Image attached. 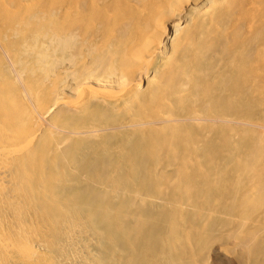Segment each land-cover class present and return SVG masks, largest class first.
<instances>
[{
    "label": "bare ground",
    "instance_id": "bare-ground-1",
    "mask_svg": "<svg viewBox=\"0 0 264 264\" xmlns=\"http://www.w3.org/2000/svg\"><path fill=\"white\" fill-rule=\"evenodd\" d=\"M262 6L0 0V46L11 60L0 51V264H215L205 242L209 228L178 219L176 205L165 208L171 214L164 231L144 227V207L162 203L140 181L151 179L159 163L139 175L141 151L161 144L152 134L204 114H141L214 97L234 107L230 116L245 114L264 95V26L251 17ZM168 29L175 33L170 40ZM223 58V83H206ZM254 141L249 146L258 148L237 160L240 169L223 171L250 179V210L264 204V136ZM181 159L173 163L183 177L191 160ZM220 249L240 264H264L262 243Z\"/></svg>",
    "mask_w": 264,
    "mask_h": 264
},
{
    "label": "rangeland",
    "instance_id": "rangeland-1",
    "mask_svg": "<svg viewBox=\"0 0 264 264\" xmlns=\"http://www.w3.org/2000/svg\"><path fill=\"white\" fill-rule=\"evenodd\" d=\"M261 1L263 2V6L258 8L260 10L257 9L258 13L255 12L257 11L255 10L254 15H251V17L254 16L256 24L259 22L258 25L264 26V0ZM246 2H249V0H246ZM250 5L252 6L251 2L246 6L249 10L251 9ZM176 19H180V16ZM261 22L262 24H260ZM168 32L169 35L166 39L170 40L175 33L173 34L174 31L172 29H168ZM5 38L6 40L14 39L12 36H5ZM0 51L6 58L8 57L1 46ZM247 51L254 56L256 55L255 52L253 53L252 47H248ZM205 53L208 54V50ZM22 56H27V61H32L35 53L32 51L28 53L24 51ZM8 58L6 61L10 63L11 60ZM227 62L228 60L223 58L214 71V74L217 75L216 78L211 77L210 75L206 77L205 82L212 83L215 81L218 84H222L228 72V66H226ZM255 63H258V61H255ZM203 84L204 83H202V85ZM210 93L211 92L207 94L208 98L214 97L211 96ZM211 94L213 95V93ZM207 96H205V98H207ZM257 96L253 99L250 109L242 116H230L231 112H233L231 110L234 107L229 108L225 103L219 101L215 103L216 97L213 99L211 98L209 102H207V100L198 103L185 104H180V102L176 106L166 104L159 108V110L157 109L156 112L147 111V109H145L141 114V116L148 114L149 117L155 120L168 118L166 116L168 114L173 115L172 117L174 118H181L182 116L188 118L193 112H202V114H204L196 116V121L195 119H191V121L189 119L190 117L188 119L182 117L184 120H181L172 126L160 128L156 133L152 134V137L157 135L155 137L161 140V144L159 148L155 149V147V150L151 148L153 151L150 150V148L144 150V154L142 153L143 151H141L139 154V161L142 162L140 163L142 165L140 167L141 171H139V175L146 176L145 171H148V169L151 166L153 167L155 163H159V168L155 170L156 173L151 178L152 181L148 176L142 179L143 181H140V183L142 182L143 184L147 181L145 189L148 190H146L147 192L144 191L148 195L151 193V195L156 197L157 200L162 203L158 207H144V210L142 211L148 216V218L144 220V227L154 228L158 226L157 229H162L164 231V226L168 228V222L165 223V220H169V218L165 216V213L171 214L169 213L171 211L169 209H167V211L165 208L170 207L171 205H176L174 206L176 209L173 211L177 214L176 216L178 219L185 218V220H189L190 223L195 221L192 225L194 223L197 224V221H200V228H209V236L205 237V242L213 245L214 251L212 250L211 254L215 261L217 260L215 264H231L230 262H232V264H240L236 259L235 254L228 252L229 255L226 253L227 251H221L222 249H220V247L224 245H229V247L233 248L245 245L250 241H253V243L256 244L262 243V245H264V204L250 210L249 204L246 203L250 194L252 195V192L248 190L250 187H246L250 179L243 177L240 180V178H237V181L240 180L238 184L235 177L236 175L231 176L230 173L224 174L223 172L228 169H234L235 171L240 169L241 167H239L240 164L238 163L240 162V159L251 154L254 155L255 150L258 148L254 145L253 147L249 146L250 143L254 144V142H257L254 140H257V138L262 139V136H264V95L261 96L258 94ZM174 114L178 115L176 116ZM202 118H206V120L204 119L203 121ZM229 121L232 122L230 123ZM164 139L167 142V145H165V143L162 144ZM135 140H139V138L137 137ZM131 148H133V146H131ZM134 157L135 156L133 155V159ZM181 158H189L188 161L191 160L187 165V174L183 175L184 178L182 175L179 176V173L177 172L179 170L177 163L179 164L181 162ZM250 160L251 157L247 158V161L245 162H249ZM168 161H171V163ZM175 161L177 163L174 164L173 162ZM133 164L134 163H132V165ZM215 169L217 172L219 171L218 174H216L217 172ZM206 172L209 177L208 175L206 177L204 176ZM177 176L179 177L177 178ZM137 182L139 181L137 180ZM187 197L190 198V200ZM178 203H180V205H178ZM177 207L179 210H177ZM244 207H246V209H244ZM243 211L245 212L243 215V217H245L244 221L242 220V217H240L242 216ZM153 214L155 218H153ZM157 218H160L161 220ZM204 222H207L205 226L203 224ZM260 232H262V234ZM260 234L261 236L263 235V237H261ZM161 235H163V233Z\"/></svg>",
    "mask_w": 264,
    "mask_h": 264
}]
</instances>
